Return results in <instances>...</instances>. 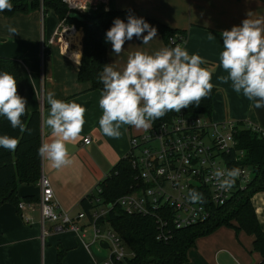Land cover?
I'll list each match as a JSON object with an SVG mask.
<instances>
[{"label": "crops", "instance_id": "0c3cea01", "mask_svg": "<svg viewBox=\"0 0 264 264\" xmlns=\"http://www.w3.org/2000/svg\"><path fill=\"white\" fill-rule=\"evenodd\" d=\"M106 10L132 8L138 14L153 18L165 25L183 29L187 37L180 44L189 55L198 54L208 69H215L212 84L215 92L212 98L210 122L244 121L264 132V108L253 107V102L236 93L229 83H221L217 77L225 75L219 65V53L223 48L220 35L240 25L242 20L264 17V0H98ZM49 12L54 13L52 10ZM47 11V12H48ZM56 16V14L54 13ZM42 10L16 13L6 16L0 13V55L16 58L24 78V97L29 112L40 113V141L52 139L50 129L44 120L50 106L46 95L53 92L55 98L75 101L86 108L83 130L78 141L69 144L72 163L60 169L51 167L50 162L40 156V175H44L53 189L55 199L71 218L79 212L84 217L78 221L79 232L56 230L53 223L45 222L47 234L55 233L49 248L43 247L41 220L38 204L40 188L36 183H20L17 186L19 199L30 197L32 206L22 211L12 203L0 205V264H56L57 251H64L61 264H105L109 250L94 241V228L88 215L81 209L80 200L88 194H95L97 183L130 149V137L143 134L125 126L120 139L105 136L99 128L102 115L99 108L101 90L92 88L90 81H78L77 73L82 53V28L71 45L49 39L59 23L45 22ZM46 23L48 26L47 33ZM15 27L18 34H10L7 26ZM43 34V36H42ZM147 35V31L144 32ZM214 36V39H210ZM46 38L47 40H45ZM45 48L41 52V45ZM168 47L160 33L149 43L143 44L142 37L126 40L124 50L116 55L111 44L106 50V64L122 70L131 52L143 51L153 54L160 48ZM102 73V72H101ZM90 139L89 143L83 141ZM258 222L264 231V191L253 195ZM75 210H77L75 212ZM28 218V221L24 219ZM91 229L90 237L86 228ZM98 229V228H97ZM254 236L228 226L197 237L188 249L187 259L182 264H257L261 255L253 249ZM93 243H97L94 245Z\"/></svg>", "mask_w": 264, "mask_h": 264}, {"label": "trees", "instance_id": "16d2710c", "mask_svg": "<svg viewBox=\"0 0 264 264\" xmlns=\"http://www.w3.org/2000/svg\"><path fill=\"white\" fill-rule=\"evenodd\" d=\"M11 11L0 12L6 16L16 13H28L32 10H42L45 15L52 10L59 20L81 27L82 53L77 73L78 81H90L92 88L102 91L103 85L99 76L106 64V50L110 42H105L106 30L112 25L114 18L127 21L129 14L142 17L149 25L156 28L168 47L181 44L187 37L183 29L172 28L153 18L142 16L132 8L108 9L101 4L97 9L84 14H68L67 5L62 0H11ZM9 72L17 80L18 93L24 97V78L20 62L16 58L0 55V72ZM213 87L209 96L202 100L199 106L190 105L182 109L187 117L200 114L208 120L212 113ZM25 98V97H24ZM175 114L169 112L161 119L153 122L157 125L168 121ZM22 121L31 129V133H20L11 128L9 122L0 117V135H9L19 140L14 151L0 148V205L12 203L17 207L19 201L31 200L30 197L19 199L17 186L20 183H36L40 174V113L26 111ZM233 138L235 148L223 158L229 169L247 167L250 170V180L240 187L236 186L231 197L221 205L210 207L209 217L183 228L171 225L170 237L166 240L157 239V224L154 217L138 213H128L114 204L117 198L131 191L135 179V169L131 165L130 149L106 176L96 185V193L88 194L80 200L81 209L92 221L91 212L107 206L106 212L97 218L95 225L101 232L116 233L128 256L115 262L116 264H182L187 259V252L194 245L197 237L206 235L220 226H228L236 232L244 230L254 236L253 249L261 255L257 264H264V231L262 230L252 204L255 193L264 191V132L244 121L235 122ZM239 150L242 154H239ZM98 189L100 190L98 192ZM236 222V223H234ZM105 226L108 227L102 231ZM64 251H57L56 264H61Z\"/></svg>", "mask_w": 264, "mask_h": 264}, {"label": "clouds", "instance_id": "9594fccd", "mask_svg": "<svg viewBox=\"0 0 264 264\" xmlns=\"http://www.w3.org/2000/svg\"><path fill=\"white\" fill-rule=\"evenodd\" d=\"M11 0H0V12L11 11ZM86 10V8H84ZM10 34H18L15 27L7 26ZM147 31V35L144 32ZM156 28L142 17L129 14L127 21L114 18L105 33V42H110L112 51L119 55L126 40L134 36L143 44L156 37ZM223 48L219 53V67L225 75L217 79L221 83L231 82L232 89L253 102V107L264 108V17L243 19L240 25L220 34ZM214 39V36H210ZM206 61L198 54L177 44L163 47L153 54L143 51L131 52L122 70L105 64L99 81L103 85L98 101L102 115L98 120L102 133L112 139H120L125 126L148 131L153 122L169 112L179 113L190 105L199 106L213 89L212 74L215 69L203 67ZM50 106L45 126L50 129L52 139L38 148V154L48 160L54 169L72 163L69 144L74 145L86 123V108L75 101L55 98L53 92L46 95ZM27 111V101L19 95L17 80L9 72H0V117L5 118L11 128L20 133H31L22 121ZM19 140L9 135H0V148L14 151ZM241 170L217 168L211 178L219 190L234 187ZM187 200L205 203L203 194L190 189Z\"/></svg>", "mask_w": 264, "mask_h": 264}, {"label": "built area", "instance_id": "2783aa9c", "mask_svg": "<svg viewBox=\"0 0 264 264\" xmlns=\"http://www.w3.org/2000/svg\"><path fill=\"white\" fill-rule=\"evenodd\" d=\"M68 14H84L97 9L98 0H62ZM86 8V10H84ZM74 24L60 20L49 43L61 40L64 47L77 38L79 29ZM45 46L41 45V52ZM235 122H210L203 115L187 117L181 110L168 121L152 125L151 129L138 136L130 137L131 165L137 180L131 191L117 198L114 204L128 213L152 216L157 224V239L170 237V229L183 228L206 220L212 205H221L230 197L234 188L243 186L250 178L247 167H240L241 174L234 187L228 191L219 190L211 174L217 168L229 169L223 158L235 148L233 138ZM89 143L88 137L84 138ZM239 154L242 151L239 150ZM38 204L42 228V239L46 236L45 222L53 223L56 230L79 232L78 221L84 217L79 212L71 218L55 199L49 180L40 175ZM190 189L203 194L205 203H191L187 200ZM100 190L98 189V192ZM32 202L19 201L18 210L30 208ZM103 206L91 212L94 241L108 243V257L105 264H116L124 260L128 253L120 237L111 231L101 232L95 221L106 212ZM28 221V218L24 216Z\"/></svg>", "mask_w": 264, "mask_h": 264}, {"label": "rangeland", "instance_id": "374dc122", "mask_svg": "<svg viewBox=\"0 0 264 264\" xmlns=\"http://www.w3.org/2000/svg\"><path fill=\"white\" fill-rule=\"evenodd\" d=\"M44 21L45 22H57V17L54 15V13H52V12H47L46 14H45V16H44ZM47 23H46V30H45V33H47V30H48V26H47ZM42 36H43V34H42ZM1 39L2 38H0V42H1ZM45 40H47L46 38H44ZM77 210H75V212H76ZM234 223H236V222H234ZM106 229H108V227L107 226H105V228H103V230L102 231H105ZM86 234H87V236H88V238L90 237V234H91V229L89 228V227H87L86 228ZM55 235V233H50L49 235H46L43 239H41L40 241L42 242V244H43V247H47V248H49L50 246H51V240L49 241V239L52 237V236H54ZM94 245H96L97 243H93Z\"/></svg>", "mask_w": 264, "mask_h": 264}, {"label": "water", "instance_id": "95a60500", "mask_svg": "<svg viewBox=\"0 0 264 264\" xmlns=\"http://www.w3.org/2000/svg\"><path fill=\"white\" fill-rule=\"evenodd\" d=\"M99 244H100V246H102L104 248H107L108 247V243L106 241H102Z\"/></svg>", "mask_w": 264, "mask_h": 264}]
</instances>
